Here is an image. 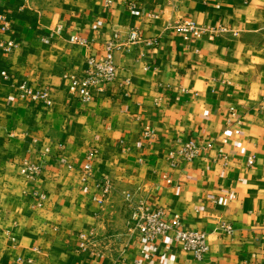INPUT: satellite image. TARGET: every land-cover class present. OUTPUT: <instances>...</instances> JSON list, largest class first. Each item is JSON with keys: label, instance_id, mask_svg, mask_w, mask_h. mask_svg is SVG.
Returning a JSON list of instances; mask_svg holds the SVG:
<instances>
[{"label": "crops", "instance_id": "crops-1", "mask_svg": "<svg viewBox=\"0 0 264 264\" xmlns=\"http://www.w3.org/2000/svg\"><path fill=\"white\" fill-rule=\"evenodd\" d=\"M0 12V40L15 43L0 48V264H264V0H1ZM182 20L237 34L184 35ZM132 28L142 40L114 52L115 79L85 101L68 93L65 76ZM21 87H46L50 105ZM185 139L211 145L173 163ZM124 191L205 231L202 258L172 233L129 230Z\"/></svg>", "mask_w": 264, "mask_h": 264}, {"label": "built area", "instance_id": "built-area-1", "mask_svg": "<svg viewBox=\"0 0 264 264\" xmlns=\"http://www.w3.org/2000/svg\"><path fill=\"white\" fill-rule=\"evenodd\" d=\"M0 21L2 27L5 28L7 21L5 15L1 12ZM177 30L181 34L192 35L194 37H201L203 35L216 36L229 32L232 35L237 34L236 30H232L226 25L206 26L191 20L180 21L177 24ZM69 40L81 45L85 43L83 37L75 34L70 35ZM141 40L142 36L137 28L129 29L124 41H121L119 33L114 31L103 43V55H88L85 59V68L81 74L71 73L65 76L67 92L77 95L83 101L95 96L116 77L117 69L114 62V52L121 48L127 49ZM0 48L5 52H11L15 48V43L12 39L0 40ZM1 75L5 76V72L1 71ZM18 96L43 106H48L51 103L49 91L46 87H21ZM152 132V129L146 127L144 136L150 137ZM210 145V143L201 144L192 139H185L179 141L174 147L169 148L166 155L173 163H188L199 157ZM84 167L87 171L90 170L89 164H85ZM18 169L19 173L27 179L35 178L41 172L40 168L27 158H22L19 161ZM109 190L110 183L105 181L101 191L103 194H107ZM123 194L129 208L127 219V228L129 230L137 231L148 243L153 242L157 237L172 233L174 240L180 243L183 249L191 252L196 259L202 258L208 248L205 231L201 229H185L181 225L179 215L168 218L165 216L162 208L150 209L142 198H136L131 191H124ZM218 229L222 233H229L231 225L226 221H222L218 225ZM78 239L77 247L80 250H87L93 245L92 236L88 233H79ZM27 260H30V258Z\"/></svg>", "mask_w": 264, "mask_h": 264}]
</instances>
